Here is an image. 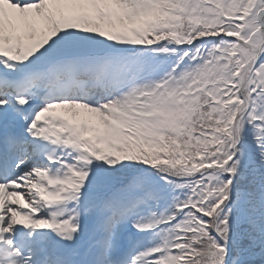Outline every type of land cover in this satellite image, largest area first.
I'll return each mask as SVG.
<instances>
[{"label": "snow or ice", "instance_id": "1", "mask_svg": "<svg viewBox=\"0 0 264 264\" xmlns=\"http://www.w3.org/2000/svg\"><path fill=\"white\" fill-rule=\"evenodd\" d=\"M0 264H264V0H0Z\"/></svg>", "mask_w": 264, "mask_h": 264}]
</instances>
